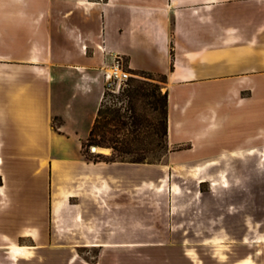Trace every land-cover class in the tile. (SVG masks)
<instances>
[{
  "label": "crops",
  "instance_id": "1",
  "mask_svg": "<svg viewBox=\"0 0 264 264\" xmlns=\"http://www.w3.org/2000/svg\"><path fill=\"white\" fill-rule=\"evenodd\" d=\"M115 56L166 76L159 164L85 155ZM263 170L264 0H0V264H130L155 232L264 243Z\"/></svg>",
  "mask_w": 264,
  "mask_h": 264
},
{
  "label": "trees",
  "instance_id": "2",
  "mask_svg": "<svg viewBox=\"0 0 264 264\" xmlns=\"http://www.w3.org/2000/svg\"><path fill=\"white\" fill-rule=\"evenodd\" d=\"M130 81L121 94L104 96L86 146L111 149L109 157L98 153L95 161L159 164L169 153L168 92H162L163 86L150 77ZM106 96L119 102L128 100L130 112L113 108L115 99L114 105L105 109Z\"/></svg>",
  "mask_w": 264,
  "mask_h": 264
},
{
  "label": "rangeland",
  "instance_id": "3",
  "mask_svg": "<svg viewBox=\"0 0 264 264\" xmlns=\"http://www.w3.org/2000/svg\"><path fill=\"white\" fill-rule=\"evenodd\" d=\"M132 75V79L144 80L145 77L153 78L155 81L163 86L162 92H165L164 77L161 75H153L149 73L135 72ZM131 82V81H130ZM102 86H104L102 79ZM131 84V83H130ZM131 87V86H130ZM126 89V88H125ZM114 97L106 96L104 105L105 109L114 105ZM115 106L113 108L120 109L121 113H129L128 100L119 102L115 99ZM87 140L84 141L85 155L91 160H98L96 154L91 151V148L87 146ZM107 157L109 155H105ZM263 182H264V170H263ZM262 200L247 201L246 212L250 215L248 218L249 227L254 225V222L262 221L261 229L264 230V185L262 187ZM162 220V219H161ZM167 220V217H166ZM162 226V225H161ZM168 227L166 226V229ZM248 230V229H247ZM249 234V233H248ZM189 234L184 236L189 243ZM150 240L155 242H161L164 245L161 247H151L150 249H134L133 259L130 264H264V243H246L239 244L235 241L238 240L237 234L230 242H226L224 246L219 247H199V248H177L174 247L175 243L180 241L179 234L166 232L151 234ZM187 245L189 246V244ZM194 245L195 243L192 242ZM76 252L69 251L67 257H71ZM81 257V250L77 253ZM89 259L97 255L96 251H90L84 254ZM68 259V258H67ZM36 264H47L44 255L39 254Z\"/></svg>",
  "mask_w": 264,
  "mask_h": 264
},
{
  "label": "built area",
  "instance_id": "4",
  "mask_svg": "<svg viewBox=\"0 0 264 264\" xmlns=\"http://www.w3.org/2000/svg\"><path fill=\"white\" fill-rule=\"evenodd\" d=\"M122 60L115 56L112 58L111 64L103 72L104 96L106 94L119 95L128 87V83L132 78Z\"/></svg>",
  "mask_w": 264,
  "mask_h": 264
},
{
  "label": "bare ground",
  "instance_id": "5",
  "mask_svg": "<svg viewBox=\"0 0 264 264\" xmlns=\"http://www.w3.org/2000/svg\"><path fill=\"white\" fill-rule=\"evenodd\" d=\"M93 152H98V153H106L107 151L106 150H104V149H102V148H97V147H95V149H94V151Z\"/></svg>",
  "mask_w": 264,
  "mask_h": 264
},
{
  "label": "water",
  "instance_id": "6",
  "mask_svg": "<svg viewBox=\"0 0 264 264\" xmlns=\"http://www.w3.org/2000/svg\"><path fill=\"white\" fill-rule=\"evenodd\" d=\"M96 146L91 147V151L93 152ZM98 148V147H97Z\"/></svg>",
  "mask_w": 264,
  "mask_h": 264
}]
</instances>
